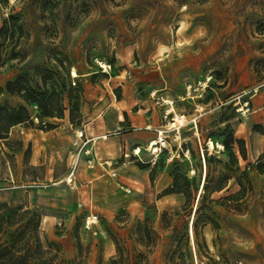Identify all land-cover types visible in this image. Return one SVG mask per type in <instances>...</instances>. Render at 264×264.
I'll use <instances>...</instances> for the list:
<instances>
[{
    "label": "rangeland",
    "instance_id": "374dc122",
    "mask_svg": "<svg viewBox=\"0 0 264 264\" xmlns=\"http://www.w3.org/2000/svg\"><path fill=\"white\" fill-rule=\"evenodd\" d=\"M10 16L20 19V57L0 61V108L26 107L32 116L27 126L43 133L58 127L66 115L73 127L63 128L67 142L56 135L53 145L47 146V165L25 171L31 181L46 177L52 161L54 176L64 175V183L49 186L60 182L49 178L41 182L44 187L33 188L37 192L31 196L12 183L1 192L0 202L39 212L43 232L62 247L67 260L78 257L80 242L87 264L105 263L117 254L115 240L135 244L128 242L129 236L141 223L149 225L157 237L150 264H167L188 220H175L171 227L164 222L165 212H182L185 203L182 195L165 194L173 174L179 169L200 185L201 178L193 171L199 167L204 179L206 152L228 163L224 142L232 134L245 141L247 160L235 146L238 170L228 183L229 192L240 190L238 177L247 173L253 188L250 205L242 214L216 208L220 228L204 230L207 247L201 260L202 264H214L211 260L264 264V109L260 108L264 0H0V29ZM0 43L4 58L12 47L1 38ZM18 78L27 88L48 96L54 90L61 92L64 117L40 118L42 111L33 102L36 93L7 92V84ZM244 102L250 108L246 115L239 110ZM93 110V118L101 111L110 112L105 117L109 127H116L118 115L128 110L122 128L112 135L134 124L129 143L139 142L143 127L152 121L158 131L151 140L163 132L166 146L157 159L146 141V150L127 159L122 154L116 164L98 161L94 153L77 162L73 157L79 151L74 145L76 133L83 112L91 116ZM178 116L184 117L180 132L170 129ZM20 145L15 137L9 147ZM34 150L30 143L25 161ZM88 159L93 162L89 164ZM150 160L154 164L141 167ZM213 167L222 168L215 163ZM113 172L116 177L111 176ZM69 179L74 182L68 184ZM67 185H73V190H66ZM67 191L77 196V206H84L68 208ZM90 204L99 217L98 234L84 227ZM190 250V262L200 264L192 242Z\"/></svg>",
    "mask_w": 264,
    "mask_h": 264
},
{
    "label": "trees",
    "instance_id": "16d2710c",
    "mask_svg": "<svg viewBox=\"0 0 264 264\" xmlns=\"http://www.w3.org/2000/svg\"><path fill=\"white\" fill-rule=\"evenodd\" d=\"M20 19L16 16H10L4 20L0 29V38L3 42L11 44L9 54L4 58L0 52V61L18 59L20 57L17 49L19 48V33L22 31L19 25ZM3 44L0 43V49ZM23 78H18L14 82L7 84V92L13 94L29 92L36 93L38 98L34 103L42 111L40 116L44 118H63L65 107L61 98L62 93L54 90L49 96L47 92H36L32 88H27L22 84ZM32 116L26 107L19 109L0 108V139H5L9 135L10 128L26 122H31ZM73 121V118H71ZM52 128V124L49 125ZM237 149L244 160H247V149L245 141L235 138L232 134L224 142L225 151L230 158L228 163H223L215 157H209L205 153V182L203 192L197 198L203 180L201 169H195L196 176L201 178V183L196 179L190 180L185 173L179 169L173 174V184L165 191V194H179L185 198L182 212L164 213V222L166 227H171L173 221L187 218L185 231L179 238L178 249L173 251L167 259V264H192L190 259L192 253L191 246V219L193 220V232L195 239L196 256L203 263L201 256L207 245L204 238V230L212 226L214 229L220 228V217L217 207L225 209L229 214H242L249 209V198L253 188L248 179L247 173L238 177L240 190L230 193L228 188L229 181L234 177L238 170V159L234 153V147ZM190 155L194 158L195 154L191 148H188ZM184 156V154H182ZM216 166H221V170ZM151 163L143 164L146 168ZM153 180V178H151ZM215 194H221L214 197ZM197 202L196 210L194 207ZM132 240L135 244H128L115 240L117 254L112 256L107 262L101 261L99 264H150L149 255L151 249L155 248L157 237L149 225L139 224L135 232L129 236L128 242ZM202 241L204 242L202 244ZM144 250H141L139 247ZM79 255L74 260H67L64 257L62 247L55 241L50 240L42 229V215L31 209H25L22 205L12 206L7 202H0V264H87L86 256H83V246L78 243ZM214 264H220L211 260ZM225 264H230L228 260Z\"/></svg>",
    "mask_w": 264,
    "mask_h": 264
},
{
    "label": "crops",
    "instance_id": "0c3cea01",
    "mask_svg": "<svg viewBox=\"0 0 264 264\" xmlns=\"http://www.w3.org/2000/svg\"><path fill=\"white\" fill-rule=\"evenodd\" d=\"M255 96H257V94ZM260 103V108L261 110H263L264 91L261 93ZM95 113L96 111L93 110L92 115L90 116L89 112H83V122L79 131L85 130L86 137L88 139H92V141L86 146V149H90L91 151H93L94 157L95 159L97 158L98 161L112 162L116 164L118 163L119 159L122 158V154L125 156V159L129 158L131 155H135L136 157V152L139 148L145 150L147 149L144 145L145 142L148 141L150 143V141H152L151 139L153 138L154 131L157 130V128L152 127L153 122L149 121L150 125L143 127V130L141 131V140L139 142L129 143L131 137V134L129 132L133 130L134 124H131L130 129H128L126 132L119 135H112V133L116 129L122 128L123 123L125 122V115H128V110L123 111L122 117L121 115H118L115 123L116 127H109L108 125H106L105 117L110 113L108 110L101 111L96 116V118H93V115H95ZM91 119L92 121H96L97 123L94 125L90 122ZM61 122V124H56L58 125V127L52 129L51 131H48L47 133H43V131L35 129V127H28L27 125L30 124V122H26L23 124H19L18 126L13 128L12 132L8 135L7 138L0 139V195L2 191L10 188L12 183L19 185V187L24 190V194H28L29 196H31L34 192L36 194L37 191L33 190V188H42L41 182L49 178H55V182L60 181L49 186H60L62 183H64V175H56V177L54 176L53 171L51 170L53 166L52 161H50V166L48 167L50 171L48 172L46 177H37L34 180L32 179V181L29 179V181L27 179V176L25 175V171L27 168L35 170L48 164L47 161L44 160V157L47 154V151L45 149L48 145H53V143L55 142L53 139L56 138V135L67 142V139L69 137L65 135V133H63V128H67V125L72 128L73 125L71 124L68 115H66V117L62 119ZM63 134L64 136H62ZM15 137L20 139V142L22 143V145H20V147L17 149L9 147L10 141H12V139H14ZM30 143H32L35 150L30 159L28 161H25V156ZM133 152L135 154H132ZM148 163L154 164V162H152L151 160ZM135 167L139 166L135 165ZM74 175L75 173L73 174V176ZM76 186L77 183L74 187ZM74 187L73 185H71L70 187L68 185L65 186L66 190L71 189L70 191H72ZM67 193L68 208L74 210L75 207H77V209H79L77 206V196L69 194L71 193L69 191H67ZM109 248L111 250V246Z\"/></svg>",
    "mask_w": 264,
    "mask_h": 264
},
{
    "label": "built area",
    "instance_id": "2783aa9c",
    "mask_svg": "<svg viewBox=\"0 0 264 264\" xmlns=\"http://www.w3.org/2000/svg\"><path fill=\"white\" fill-rule=\"evenodd\" d=\"M239 110L243 113V115H246L247 113H249V111H250L249 102H244V105ZM197 111H199V109ZM194 122H195V120H194ZM80 132H81V136H79ZM85 134H86L85 130H81V131H78L76 133V141H75L74 145L77 146L79 151L75 152L73 157L76 158L77 162L79 161L81 156H85V158L93 156V151H91L90 149H88V150L86 149V146L92 141V139H88ZM163 146H164V144H161V143L159 144V147L161 149H163ZM92 162H93V159H88L89 164ZM107 163L113 164L112 162H107ZM72 176H73V174H71V177ZM111 176L116 177L117 174L115 172H113L111 174ZM67 183L71 184L69 182V180H67ZM41 187H44V186H41ZM12 188H16V187L13 186ZM90 202H91V200H90ZM83 206H84L83 203L78 204L79 208H82ZM98 224H99V217L97 215L93 214L92 209H91V204H90V210H89L88 215L85 219L84 227L86 230L91 231L94 234H98V232L95 231Z\"/></svg>",
    "mask_w": 264,
    "mask_h": 264
},
{
    "label": "bare ground",
    "instance_id": "6f19581e",
    "mask_svg": "<svg viewBox=\"0 0 264 264\" xmlns=\"http://www.w3.org/2000/svg\"><path fill=\"white\" fill-rule=\"evenodd\" d=\"M73 75H74V77H78V76H79V75L77 74L76 71H74ZM174 110H175L174 107L171 108V109L169 110V113H172ZM177 120H178V121H172V122L170 123V129H175V130H177L178 132H180L181 127L184 125V117L178 116V117H177ZM196 131H197V130H196ZM160 134H161L160 137H158L157 139H153L152 141H150V143H149V145H148V151H150L151 154L155 155V158H156V159H157V157H158V153L162 152V149L159 147V144H160V143H161V144H164L163 147L166 146V145H165L164 135H163L164 133L162 132V133H160ZM196 134H199V132L197 131ZM79 136H81V132L79 133ZM222 147H223V145H222ZM140 152H141V149L139 148V149L137 150L136 153H140ZM193 172H195V171H193ZM205 177H206V175L204 176V179H203V182H202V185H201V188H200V194L203 192L204 182H205ZM69 182L71 183V182H73V180H70V179H69ZM196 202H197V201H196ZM196 208H198V207H197V203H196V205H195V207H194V210H196ZM194 218H195V217L192 216V220H191V221H192V222H191L192 240H191V242H192V244H193L194 247H195V239H194V232H193V220H194Z\"/></svg>",
    "mask_w": 264,
    "mask_h": 264
},
{
    "label": "water",
    "instance_id": "95a60500",
    "mask_svg": "<svg viewBox=\"0 0 264 264\" xmlns=\"http://www.w3.org/2000/svg\"><path fill=\"white\" fill-rule=\"evenodd\" d=\"M199 197H200V192H199V195H198V199H199ZM198 199H197V202H198ZM190 235H191V240H192V233Z\"/></svg>",
    "mask_w": 264,
    "mask_h": 264
}]
</instances>
